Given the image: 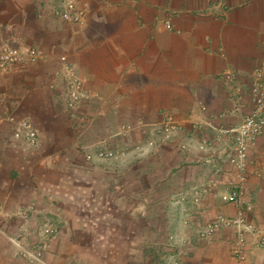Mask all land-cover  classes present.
Returning <instances> with one entry per match:
<instances>
[{
  "label": "crops",
  "instance_id": "obj_1",
  "mask_svg": "<svg viewBox=\"0 0 264 264\" xmlns=\"http://www.w3.org/2000/svg\"><path fill=\"white\" fill-rule=\"evenodd\" d=\"M80 4L87 7L85 21L74 26L53 19L56 0H0V47H34L42 59L0 75V229L26 247L42 246L49 264H156L154 251H164L169 236L184 240L180 264H264L251 235L244 261L235 259V229L196 239L217 214L239 215L221 199L234 166L225 163L222 173L209 176L207 155L234 153V134L227 132L240 127L242 116L219 77L230 70L245 86L264 63V0ZM61 56L88 95L74 114L62 100ZM250 110L245 100L243 112ZM168 116L183 130L170 135L158 156L120 166L116 175L83 160L78 146L120 140L122 126L131 128L128 143L143 142ZM11 119L33 122L36 149L13 139ZM245 168L242 216L261 227L264 134ZM49 223L57 229L53 236ZM0 264H26L4 238Z\"/></svg>",
  "mask_w": 264,
  "mask_h": 264
},
{
  "label": "built area",
  "instance_id": "obj_2",
  "mask_svg": "<svg viewBox=\"0 0 264 264\" xmlns=\"http://www.w3.org/2000/svg\"><path fill=\"white\" fill-rule=\"evenodd\" d=\"M80 0H56V5L50 10V14L53 19L68 23L74 26H81L85 21L87 7L85 5L80 6ZM216 7H225L221 1H218ZM165 28L171 30L170 24L165 23ZM6 58L10 63L18 62L19 60H34L40 61L41 55L36 48L28 50L26 57H20L19 53H9ZM61 71L64 73L63 82L65 84V93L63 95V103L67 110L73 111L86 99L83 86L79 80L74 76V69L68 62L65 56H61ZM264 73V63L261 67H257L252 72V77L256 81L254 86L260 87L259 79ZM223 78L226 82L234 84L236 81V75L234 72L227 70L223 72ZM263 106V111L260 114L246 115L242 119V123L237 130L231 132L235 137V150L237 153L236 169L238 174L234 183L229 187L228 194L222 197V201L228 204H233L238 210L239 215L235 217H227L222 214H217L212 222L206 224L196 234L197 240H209L213 237L216 231L223 229H235L236 237L233 243V253L236 260L239 262L244 261L245 252L244 247L247 244V237L249 235L255 237L256 248L264 251V214L262 215V226L257 227L255 224L247 223L242 216V209L245 208V182L244 169L247 161V154L249 149L264 133V103L258 101ZM238 105V104H237ZM200 110L204 112L206 107L200 105ZM239 109L236 108L235 112ZM13 123V139L23 143L29 149H36L39 145V133L35 125L30 119H11ZM166 133L171 132L168 128L172 129L173 120L171 117H167L166 120ZM171 126V127H170ZM178 129H181L178 127ZM100 156H103L101 153ZM194 203L200 202V196L195 193ZM46 233L49 236H53L57 233L56 227L49 223L46 225ZM0 238L6 239L11 243L17 251V256L26 264H49L44 257V251L42 246L26 247L16 239H13L6 235L4 231L0 229ZM184 242L183 239L174 238L169 236L165 239L163 248L164 251H154L157 255L156 264H180L181 251L179 245Z\"/></svg>",
  "mask_w": 264,
  "mask_h": 264
},
{
  "label": "rangeland",
  "instance_id": "obj_3",
  "mask_svg": "<svg viewBox=\"0 0 264 264\" xmlns=\"http://www.w3.org/2000/svg\"><path fill=\"white\" fill-rule=\"evenodd\" d=\"M31 48H34V47H31ZM31 48L22 49L21 47H11L7 44H4L3 46H1L0 47V75L2 76L8 73L10 69L16 65H24L28 63L34 64L38 62L34 60L32 61V60L23 59L15 63H10L8 59L6 58V56L12 52H17L19 53L20 57L24 58L26 57L28 50ZM261 66L262 64L258 67H261ZM235 75L237 79L234 84H230L226 82L223 78L224 76L223 73L219 77L223 84L225 91L228 94V97L233 101L234 111L236 108L239 109V111L235 113H238L239 115H241L242 119L246 115L260 114L261 113L260 111L261 110L263 111V106H261L258 101H260L261 103H264V73L262 77L259 79L260 87L258 88L254 86V83L256 81L253 79L252 73L248 75V79H247L248 84L245 86L240 84L239 75H237L236 73ZM64 93H65V90L62 94V100H63ZM84 93H85V97L87 98L88 95L85 92V90H84ZM245 100H248L251 105V110L248 113L243 112V110L245 109ZM80 106L81 104L78 107H76L75 110L69 111L66 109L64 105L65 109L70 114H74L80 108ZM173 122H174L173 123L174 127L172 129L168 128V130H170L171 132L166 133V122L163 121L162 123H160L159 125L155 127L154 132H152V134H150L149 137L144 138L143 142L128 143L129 138L127 137V134L129 133L131 128L129 126H122L120 127L119 134L117 135L122 138L120 140H118L116 137H113L108 140L99 139L90 146H85V147L78 146V147L80 148V153L85 162L103 163L109 168V172L111 174L116 175L119 172L124 171L123 168H121L120 166H124L126 167L125 169H128V167L138 165L150 159L151 157L158 156L160 147L163 144L171 143L172 140L174 139V136L170 137V135L181 133L183 130L180 122L174 121V120ZM139 125L145 126L148 128L150 126L142 121L139 122ZM178 127H180L181 129H178ZM227 133L234 134L231 131ZM202 143H203V140H202ZM231 145L234 146V153H226V154L225 153L223 154L212 153V154L207 155L209 157L207 160V163L209 162V165H208L209 176L218 175L222 173L221 169L223 168L225 163L232 164L234 166L235 175L233 176V179L230 181L231 183L229 185L235 182L237 174H238V170L236 169L237 153L235 150V137L234 136L231 138ZM178 146H179V149H178L179 155L185 156V154L182 153L184 152V149L181 147V144H179ZM101 153L103 154V156H100ZM247 160H248V154H247ZM245 169L243 173L244 176L246 174Z\"/></svg>",
  "mask_w": 264,
  "mask_h": 264
}]
</instances>
